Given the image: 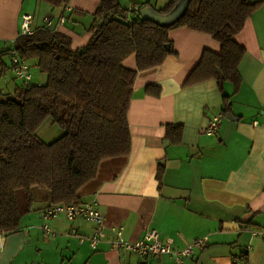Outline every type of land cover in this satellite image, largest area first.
<instances>
[{
    "label": "crops",
    "instance_id": "obj_1",
    "mask_svg": "<svg viewBox=\"0 0 264 264\" xmlns=\"http://www.w3.org/2000/svg\"><path fill=\"white\" fill-rule=\"evenodd\" d=\"M167 1L151 0L156 8ZM250 1L261 4L233 36L245 49L237 90L229 81L220 86L215 78L184 85L203 50H220L211 35L184 26L168 30L176 57L137 72L127 113L129 153L102 159L95 177L78 191L79 202H93L104 215L106 236L96 248L86 238L79 241L95 228L83 218L50 219L53 234H46L40 214L52 202L47 189L35 187L32 210L18 231L3 235L0 264H174L166 255L140 257L112 249L109 239L119 226L129 241L155 228L162 239L172 237L175 248L207 235L185 264H237L235 256L242 257L240 264H264V240L250 233L264 227V0ZM119 2L128 5V0ZM98 4L70 0L52 7L40 0H0V97L17 79L7 50L20 35L23 14L32 15L33 30L63 32L76 49L90 38ZM123 65L136 69L135 55ZM31 75L33 83L42 81L39 71ZM146 85L157 94L145 92ZM223 94L230 96V111L215 133L206 134L211 119L222 114ZM167 125H181L180 142L166 138Z\"/></svg>",
    "mask_w": 264,
    "mask_h": 264
},
{
    "label": "trees",
    "instance_id": "obj_2",
    "mask_svg": "<svg viewBox=\"0 0 264 264\" xmlns=\"http://www.w3.org/2000/svg\"><path fill=\"white\" fill-rule=\"evenodd\" d=\"M52 7L70 0H40ZM180 0L156 8L151 0L138 2L159 13L170 12ZM261 2L250 0H188L182 15L160 25L122 7L119 0H99L88 28L89 40L73 49L70 37L49 28L21 34L7 50L34 59L42 81L0 97V234L18 231L33 207L35 187L47 189L52 203L79 202V189L95 177L104 158L127 155V119L137 72L161 66L177 53L168 30L184 26L207 33L220 44L218 53L203 50L184 85L215 78L240 85L238 63L245 49L233 36ZM129 18V19H128ZM130 20V21H129ZM135 55L136 69L123 65ZM145 92L157 94L145 86ZM230 111L223 94L222 115ZM46 118L62 134L44 142L36 131ZM181 125H167L166 138L180 142ZM161 171L158 166L157 176ZM46 209V208H45Z\"/></svg>",
    "mask_w": 264,
    "mask_h": 264
},
{
    "label": "built area",
    "instance_id": "obj_3",
    "mask_svg": "<svg viewBox=\"0 0 264 264\" xmlns=\"http://www.w3.org/2000/svg\"><path fill=\"white\" fill-rule=\"evenodd\" d=\"M142 6L135 3L133 0H128L127 8L137 12ZM129 19V18H128ZM130 21V20H129ZM64 22V19H60ZM32 15L25 13L22 15L20 23L21 34H31ZM50 21H48V24ZM11 62V71L13 75L19 79L24 86H28L32 80L30 67L27 62L21 58L15 49L9 51ZM222 114L214 116L210 123L203 129L206 134H213L218 130ZM60 215H65L68 219L83 218L92 221L95 224L93 233L89 237L79 236V241L82 242L85 238L88 240L89 245L94 249L98 243L105 238V224L104 215L95 206L93 202H71V203H52L41 214L40 227L46 234H53L48 221ZM113 237L109 239L110 246L117 252H129L136 254L140 257H159L161 255L168 256L174 264H185L190 260L195 251L201 248L208 239L207 235L199 236L188 243L182 248H175L173 246L174 239L166 237L162 239L157 229L152 228L147 230L144 235L135 241H129L123 236V227H115L113 230ZM251 236L259 237L264 240V227L253 228L250 230ZM3 236L0 234V252L3 249ZM250 248V245H247ZM237 264H240L242 257L235 256L232 258Z\"/></svg>",
    "mask_w": 264,
    "mask_h": 264
},
{
    "label": "rangeland",
    "instance_id": "obj_4",
    "mask_svg": "<svg viewBox=\"0 0 264 264\" xmlns=\"http://www.w3.org/2000/svg\"><path fill=\"white\" fill-rule=\"evenodd\" d=\"M123 3V1L121 2ZM173 18H171L170 20H173ZM27 64L30 67V72H32L34 75L35 73L38 71L34 59H28ZM20 83L19 80H13L9 83L10 85H12L11 88H9V90L11 89V91L6 92V89H4L3 97L5 96H10L13 93V88ZM37 135L39 138H41L44 142H51L52 140L56 139L57 137H59L62 134V130L58 127V125L54 124L50 118H46L43 123L38 127L37 131H36ZM35 189H40V188H35ZM43 191H46V189H40ZM113 249V248H112Z\"/></svg>",
    "mask_w": 264,
    "mask_h": 264
},
{
    "label": "water",
    "instance_id": "obj_5",
    "mask_svg": "<svg viewBox=\"0 0 264 264\" xmlns=\"http://www.w3.org/2000/svg\"><path fill=\"white\" fill-rule=\"evenodd\" d=\"M187 2L188 0H180L178 4L168 13L156 12L149 6L141 8L139 13L143 19L151 20L160 25H169L182 15L186 8ZM173 17L174 19L170 20Z\"/></svg>",
    "mask_w": 264,
    "mask_h": 264
}]
</instances>
